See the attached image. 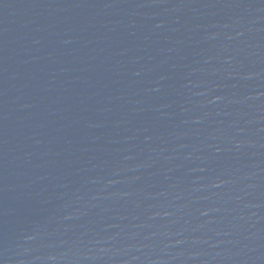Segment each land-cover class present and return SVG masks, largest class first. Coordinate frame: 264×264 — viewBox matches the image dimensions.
I'll return each instance as SVG.
<instances>
[{
	"label": "water",
	"instance_id": "obj_1",
	"mask_svg": "<svg viewBox=\"0 0 264 264\" xmlns=\"http://www.w3.org/2000/svg\"><path fill=\"white\" fill-rule=\"evenodd\" d=\"M0 264H264V0H0Z\"/></svg>",
	"mask_w": 264,
	"mask_h": 264
}]
</instances>
